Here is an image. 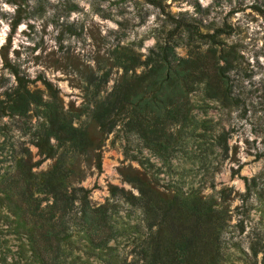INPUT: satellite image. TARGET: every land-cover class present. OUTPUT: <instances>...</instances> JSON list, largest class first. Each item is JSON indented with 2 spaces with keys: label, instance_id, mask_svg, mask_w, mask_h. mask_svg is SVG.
Masks as SVG:
<instances>
[{
  "label": "rangeland",
  "instance_id": "rangeland-1",
  "mask_svg": "<svg viewBox=\"0 0 264 264\" xmlns=\"http://www.w3.org/2000/svg\"><path fill=\"white\" fill-rule=\"evenodd\" d=\"M161 2V7L148 0L0 3V104L19 88L18 77L43 102L52 100L46 80L68 119L93 142L83 153L69 144L58 147L51 138L54 152L48 156L36 145L48 124L45 105L31 103L24 116L0 117V264H148L153 216L111 193L115 186L139 197L124 177L128 170L163 198L227 211L218 251L204 264H264V0ZM169 17L194 24L202 34L230 30L219 41L241 56L230 73L239 101L211 98L203 83L196 85L186 119L168 127L170 143L155 151L128 132L121 118L111 132H101L90 110L123 75L113 51L130 45L145 59L169 32L181 30ZM179 31L173 37L186 38ZM211 46L201 44L207 62L214 61ZM176 53L188 57V48L177 46ZM105 72L98 93L96 82ZM56 170L68 190H87L91 208H105V246L97 247L92 240L101 235L84 225L81 193L69 214L52 216L46 184ZM256 241L263 246L255 257L250 246Z\"/></svg>",
  "mask_w": 264,
  "mask_h": 264
},
{
  "label": "trees",
  "instance_id": "trees-1",
  "mask_svg": "<svg viewBox=\"0 0 264 264\" xmlns=\"http://www.w3.org/2000/svg\"><path fill=\"white\" fill-rule=\"evenodd\" d=\"M148 1L159 7L162 5L161 0ZM175 21L180 31L188 33L186 38L182 35L173 37V33L179 30L169 32L167 40L158 41L145 59L130 45L113 51L114 65L123 70V75L90 110L91 118L101 132H111L121 118L125 120L126 130L137 134L146 147L162 151L171 141L168 127L186 119L188 96L196 85L203 83L206 94L211 98L238 103L239 98L233 94L230 73L241 56L233 46L227 47L219 41V35L230 34V30L216 28L212 34H202L194 24ZM203 41L213 45L208 49L214 57L212 62H207L206 55L201 52V44L205 43ZM180 45L188 48V57L177 55L176 47ZM141 66L144 69L140 73L126 76L129 71L133 72ZM108 75L105 72L96 82L98 93ZM18 81L19 88L8 94L7 99L0 104V117L7 112L24 116L31 103L43 104L46 106L48 124L39 133L42 139L36 142L40 150L51 156L54 148L50 146V139L53 138L58 147L69 144L75 150L87 153L93 142L68 119L51 84L43 80L52 97V100L43 102L39 92H30L23 85V77H18ZM123 173L128 182L136 185L140 195L136 197L115 186L111 187L112 195H120L133 204H140L147 215L153 216L151 228L156 226L147 240L148 264H204L205 258L211 259L210 256L217 253L222 231L228 224L227 211L203 204L188 205L176 197L163 198L139 175L130 170ZM64 178L61 171L56 170L46 184L53 197L52 216L58 211L63 212V215L69 214L81 193L84 225L101 235V239L92 240L93 243L97 247L105 246L109 241L108 236H103L106 223L102 211L105 208H91L87 190H68ZM262 246L259 241L251 244L253 256L256 257Z\"/></svg>",
  "mask_w": 264,
  "mask_h": 264
},
{
  "label": "clouds",
  "instance_id": "clouds-1",
  "mask_svg": "<svg viewBox=\"0 0 264 264\" xmlns=\"http://www.w3.org/2000/svg\"><path fill=\"white\" fill-rule=\"evenodd\" d=\"M0 3H2V0H0ZM4 9H6L7 11H13L12 8H9L8 5H3ZM0 23H2V21H0Z\"/></svg>",
  "mask_w": 264,
  "mask_h": 264
}]
</instances>
